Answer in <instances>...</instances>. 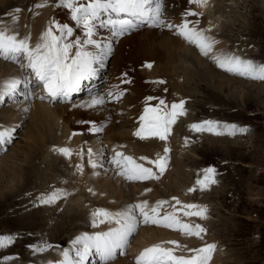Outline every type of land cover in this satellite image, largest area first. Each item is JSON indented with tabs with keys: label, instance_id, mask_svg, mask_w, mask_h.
<instances>
[{
	"label": "rangeland",
	"instance_id": "374dc122",
	"mask_svg": "<svg viewBox=\"0 0 264 264\" xmlns=\"http://www.w3.org/2000/svg\"><path fill=\"white\" fill-rule=\"evenodd\" d=\"M3 1L6 2V0ZM3 1L1 0L0 4ZM220 1L222 3L221 5H228V8L227 10H221L218 12L216 15L218 19H212L217 21L214 26L216 37H218L221 40L219 41L222 43L227 42V51L230 49L237 51L238 48H249L252 52V56L256 57L257 60L264 61V3L258 2L257 0H216L215 6H219L218 3ZM163 3L167 4L165 0H163ZM180 3H184L183 0H180ZM20 5H22V3H18V5L15 6V9L12 11L13 16L9 18V16L5 14L4 16H1V18L7 23L9 21L10 24L14 23V25H16L15 27L19 29L22 27V25L20 27V22H23V29L25 28V30H27L26 28L29 25L27 20L30 18L27 14L30 12L31 7ZM155 5L156 3H153V6ZM18 6L21 8L23 7L22 13H16L15 10L19 8ZM203 18L204 16L202 15V17L199 18V21L203 22L205 19ZM2 19H0V21H2ZM203 23H199L198 26L201 24L203 25ZM202 25L201 27L204 28V25ZM163 30H166V28ZM214 30L206 35L214 39ZM100 31L103 33L108 32L109 30L107 27L101 25ZM223 40L226 42H223ZM232 55L239 56L242 59L252 60L256 64H264L256 62L249 55H243L238 52H236V54L233 53ZM108 56L110 57L111 55L109 54ZM207 59L211 64L214 63L212 58L207 57ZM8 62L15 65V70L21 69L20 71L22 72L23 77L21 79L28 78L26 68H21L16 62ZM213 65H215L213 66L215 70L214 73L221 76L225 75L228 79L234 82L231 84L227 83L214 75L215 79L212 80L211 83L210 81L209 84L203 82V85H206H204L203 89L200 85V88H196L197 94H195V92H188L193 96L195 94V98L191 97L194 100L191 102L194 108H192L190 104V107L192 108L191 119H204L224 125L235 124L238 126H247L250 131L247 134L237 133L236 135H229V130H222L221 127H219L217 131L223 133L221 135H224V137H222L215 136V134L207 131L188 132L184 124H180L179 126H182L183 129H179V132H188L190 138V140L180 139L182 142L181 145H183L184 148L181 154L182 156H180L182 163L185 164V167L183 168L185 187L179 189V193H176V190L172 186H170L171 188L169 187V189L168 187L160 186L161 184L158 183L159 181H155L151 187H153L154 190L156 189L157 192L153 190L154 192L152 196L154 197V200H163V197H169L173 194V198H185L191 204L207 207L208 213L212 218V220L209 221L212 227L205 228L206 231L209 232H205L204 234L211 237L212 240L210 238V241L215 242L217 249L221 250L223 260H219V264H264V82L259 80H254L256 82L247 81L243 77L221 70L215 63ZM108 66L109 64L106 63L102 69L103 75H105L104 70L108 69ZM10 79L13 80L14 78L11 77ZM149 81L150 80H146V83H149ZM191 86L193 88L195 84H192ZM188 87L189 86L184 85V89L187 90ZM150 94L155 95L154 92ZM25 95L33 96L31 91L25 93ZM185 96L189 97V95ZM22 97L23 95L15 99L9 98L6 101L7 103L0 104V114L3 117L2 119H4L6 123L10 122L11 126L16 129L12 143L7 144L0 149V164L6 160L11 168L15 165L27 167L31 163H34L36 156L40 155V157L36 161L38 165L34 173V175H36L35 180L34 175L29 178L28 175L21 172V175H18L17 171L12 169L8 182L5 184L1 181L0 192H6L10 185H14L16 191L14 192V198H8L0 204V234H11L16 242L9 248L7 247V249H0V255L6 254L5 256L0 257V264H2L1 259L4 258L8 259H6L3 264H16L13 261L19 262L21 260L20 255H22L23 252L26 253L23 254V258H26V260L32 262L38 261V257H35L33 260V257L38 255V253L29 250L27 245L46 243L49 241L41 236L42 233H45L44 231H47L53 240H56L57 237L58 243H61L62 241L66 243L68 242L67 244L70 246L67 250L73 252L74 249L72 242L77 237H80L85 233L94 232L95 227L91 225V212H93L94 208H98L97 206H94V204L87 208L88 203L86 202L85 212L83 211L84 216L82 215L81 218L74 219L75 221L71 220L74 215L66 217L69 207L68 205L71 202V198L67 197L60 199L59 202L55 204L56 206L53 205L55 207L60 206L57 207L56 210L59 209V212L61 213H53L49 210L50 206H38L42 211L34 217H27L26 215L25 217H21L18 215L17 219L14 218L17 212H25L29 216L35 214V207L32 204L28 205L27 203L22 202L29 191H33L30 198L33 199V202H36L41 194L53 191H60V193H63L66 190V187L69 188L70 185L75 189L76 182L80 185L81 182H78L79 178L74 171H76L75 168L77 164L81 165L80 159L82 153H85L83 149L85 144L82 137L74 142V144H76L74 147L70 148L72 152L71 159L65 158L57 151V149H59L57 143V145H54V147H56L52 149L53 145L50 147V143L52 142L48 139V137H53L49 133L51 124L47 123L49 125L45 128H42L40 124L37 125L36 121H34L35 119H33V114L31 115L32 107L36 99H25ZM118 101L115 103H118ZM22 103L27 105V110L24 107L19 106ZM56 105L60 106L61 101L53 103V106ZM64 105H66V103H64ZM9 111H13L16 114H13V112L10 114ZM123 112L124 111L119 110L122 119H126L129 114L126 111L127 114L123 117ZM5 115H7V117ZM18 118L21 120H18ZM62 133L63 131L60 129L58 134L61 135ZM40 135L43 136L42 139H45L44 145L40 146L36 144L33 146L35 144L33 139ZM181 137H184L183 133L181 134ZM105 139H102L99 142L97 141L94 145V156H92V158L95 160L97 159L96 161L99 165L103 164V167H97L95 169L103 171L106 167V171L104 170L98 175L90 168L89 173L92 171L90 173V179H92L95 174L98 175V183L101 182V185L109 183L110 186H112V191L117 190L119 192L122 190L125 197L127 194H136V192L139 193L142 192L143 189L148 188L149 182L145 183V186L143 185L142 188L140 181L123 180L117 176L116 172H114V168L110 167V171L109 165L107 164L111 163L112 156L110 145H112L114 141H106ZM60 141H66L68 147L73 143L72 139H69V137L66 139L60 138ZM181 145L177 147L180 151ZM134 151V153L140 156V153L136 150ZM185 151L186 153L184 154ZM28 153L32 154L30 158L27 156ZM47 157H49V159ZM87 157L88 156H86V158ZM212 166H214L219 173L217 176L218 183L212 185L213 188H210V190L201 191L199 190L197 180L202 179L204 170ZM195 168L200 170V176L198 178H192L194 177L193 171ZM92 173L94 175H92ZM196 175L199 174L196 172ZM57 176L59 177L57 178L58 180L51 179L49 185H46L49 178H56ZM165 176L160 177L159 180H163ZM119 180H121L122 184L121 182L119 183ZM85 185L86 184H84V186ZM80 187L82 188L81 185ZM192 188H196L197 190L191 192L190 189ZM86 191L85 195L88 197L89 188ZM106 196L107 198L104 201V204L108 201L110 194L107 192ZM152 196L150 195L146 200H151ZM172 203L175 205L174 199H172ZM131 205L133 204L127 206L126 209ZM6 206L8 207L5 208ZM11 208H13L14 213L11 212ZM118 208L119 207H116L114 211H118ZM168 209H172V205L169 206ZM48 210L49 212L51 211L50 215L46 214ZM96 210L98 209H94V211ZM110 211L111 210H109V212ZM55 214H58V217H56ZM52 215L54 216L52 217ZM194 218L196 219V217ZM58 219L60 220L58 221ZM195 219L193 220L196 221ZM64 221L68 222H65L66 224H69L70 222L78 223L79 221V223H82L83 221H87L90 223V227L88 226V229H77L74 232L66 231V233L59 235L56 231L60 230V228L63 230L65 229L63 226ZM202 222L204 223L203 220ZM149 226L157 227V229L160 228L159 226ZM142 228L143 227L140 226V229L134 234V242L139 239V234H145L142 233ZM54 232L56 234H54ZM32 235H35L36 237H32ZM125 252L126 259L130 261L132 255L128 251ZM185 252L187 255V251ZM45 256L47 255H44L43 257ZM96 258H98V256H96ZM122 259L124 258L114 259L110 264H119V261ZM42 261H39L38 263L41 264ZM98 261L96 262L95 258L92 261V258H90L89 264H102Z\"/></svg>",
	"mask_w": 264,
	"mask_h": 264
},
{
	"label": "snow or ice",
	"instance_id": "6c2138e0",
	"mask_svg": "<svg viewBox=\"0 0 264 264\" xmlns=\"http://www.w3.org/2000/svg\"><path fill=\"white\" fill-rule=\"evenodd\" d=\"M194 6L205 7L207 0H188ZM153 0H60V6L71 10L72 19L75 24L84 29V39L79 38L74 32L73 26L60 23L55 20L50 22L47 30L40 38V42L32 45L30 37L23 38L16 32L9 34L7 27L0 29V58L6 61L16 62L21 68L28 70L26 79H13L7 81L3 89H0V104L7 98H15L23 95L25 99H33L31 95H25L32 89V77L37 84L43 88L46 96L40 98L49 99L53 102L61 101L73 102L75 93L81 91L82 85L86 81L93 80L97 76L98 69L104 67L106 56L112 52L109 45L106 49L95 39V23L98 21L102 26L109 27L116 36H124L136 29L139 24H146L156 28H166L176 30L179 35L185 38L190 44L196 46L205 57H211L218 68L239 77L259 80L264 82V64H256L252 60L242 59L236 55L216 56L214 45L216 41L206 35L205 30L197 28L198 19L202 17L201 12L188 8L183 14V21L180 25L169 23L163 14V2L158 0L155 7H152ZM44 5H37L43 7ZM16 13L21 9L17 8ZM106 17V19H102ZM195 18V19H190ZM211 29H208L210 31ZM88 46L98 49L97 52L86 50ZM151 69L152 62L142 65ZM134 71V70H133ZM130 72L121 74V85L127 86L133 83ZM154 83L164 84L166 81L159 80ZM127 94L126 89L110 91L107 100L116 102ZM149 106H145L143 114L139 117L141 127L136 132L140 139L150 137L166 141L171 131V126L177 122V118L186 115V101L173 102L170 106L164 99L153 96L146 98ZM156 100L158 106H151V102ZM106 99L102 95L92 97L88 103L78 105L84 109H93L103 106ZM82 124L87 126V131L99 133L101 127L96 126L97 121L82 120ZM220 127L213 121L194 123L192 129L196 132H210L215 135L223 134L217 131ZM229 135L247 134L250 129L247 126L235 124L225 125ZM15 128L0 131V149L7 144H11L14 139ZM65 158L71 159L72 152L69 148L63 147L57 150ZM165 156L156 160H147L153 167H146L144 163L137 162L132 156H125L117 151L111 158V164L117 168L118 175L127 181H149L158 179L159 175L166 170L168 163L167 153L169 148L164 149ZM88 163L95 169L103 167L92 159L93 153L88 149ZM146 160V158H141ZM77 171H83V165H77ZM217 169L212 166L203 172L202 179L197 180L199 190H210L212 185L218 183ZM197 189H190L195 192ZM91 191V189H89ZM150 191V189L148 190ZM67 193L61 195L60 191L41 194L34 206H50L66 198ZM175 200L172 211L162 210L165 205H170L169 201H159L154 206H150L147 201L136 203L128 207L123 212L112 213L103 208L92 213V225L98 227L101 224H114L115 227L107 231H99L95 234H84L77 237L73 242V252L64 250L62 258L57 261H49L48 264H89L90 257L98 256L102 264H110L118 251L124 254V250L130 243V238L137 233L141 225H153L180 231L188 237L203 239L206 232L199 224H191L181 221L176 212L182 211L185 217H206V208L197 204H181ZM179 206L177 209L176 206ZM11 234H0V249L10 247L15 243ZM171 247H165L164 243L155 244L145 248L136 258L135 264H210L213 254L217 248L215 243L206 244L203 247L187 248L172 240L165 242ZM29 250L41 253L50 248L30 244ZM180 250L187 251V255H178Z\"/></svg>",
	"mask_w": 264,
	"mask_h": 264
},
{
	"label": "bare ground",
	"instance_id": "6f19581e",
	"mask_svg": "<svg viewBox=\"0 0 264 264\" xmlns=\"http://www.w3.org/2000/svg\"><path fill=\"white\" fill-rule=\"evenodd\" d=\"M187 1L188 0H183L184 3H180V0H167V4L163 3V14L169 23L174 22L177 25H180L183 21V12H185L188 8H193L197 12H202L203 10H206L208 14L207 18L211 20L213 18L218 19L216 17L218 12L221 10H227L228 8V5L226 6L221 5L222 4L221 1L218 3L219 6L217 5L215 6L216 0H207V5L205 7L194 6V5L189 4ZM257 1L264 3V0H257ZM50 2H54V5L52 6L50 5L49 7L48 4ZM18 3H22V5L20 6L24 5L25 7H31V9L34 4L44 5V6L37 7L36 10H34L33 8V10H30L29 12L30 14L29 13L27 14L30 17L29 20H27V23L29 24L28 27L26 28L27 30H25V28L23 29V24H24L23 22H20V27L21 25L22 27L21 29H19V28H16L15 25H9L10 21L8 23H1L0 29L7 27L9 30V34L16 32L20 35L21 38L28 36L30 37L31 44L35 45L40 42L41 36L47 30L46 23L48 22L50 24V22L55 20L57 22L73 26L74 32L78 34L79 38L84 39V36H83L84 29L75 24V21L72 19V14H71L70 9L60 6V0H8V1L6 0V2L3 1L0 4V17L4 16L7 13H11V10H13L15 6L18 5ZM152 7H155V6L152 5ZM102 19H106V17L102 16ZM190 19H195V18H190ZM204 20H203L204 22L203 23L202 21H199L198 19V23L196 26L199 30H205V33L209 34L214 29L213 25L215 26L217 21L212 20L213 23H211V22H208L207 20L205 21ZM199 23H203L204 28L201 27L202 24L198 26ZM100 26H101L100 22L97 21L95 23V39H97V41L100 42L104 46L105 49L109 45H111L112 47V52L110 53L111 56L110 57L106 56L105 61H104V66L106 65V63L109 64L108 66L109 76H108L107 81L104 84L102 82L103 79L106 77V74L105 75L102 74V69L104 68L103 67L101 69H98L97 76L93 80L84 82V84L82 85L81 91L74 94L73 102H66L67 105H64V103H61L60 106L59 105L51 106V105H48V103L46 102H41L40 100H36L33 104L32 113H31V115L33 114L32 115L33 119H35L34 121H36L37 125L40 124L42 128H45L47 125H49L47 123L51 124V127L49 126L51 128L49 133L53 137L50 138L47 136L49 141L52 142L50 143V147L52 145L54 146L58 144V145H61V148L67 147L70 149L76 145L74 144L76 140L80 139L81 137L84 140L83 142L85 144V147L83 149L85 153H82V156L80 159L81 161L80 164L83 165V171L82 172L77 171V166L75 168L76 171H74V173H76V175L79 178L78 182H81L80 185L82 186V188L80 187L79 183L76 182L75 189L71 187L70 185V187L69 188L66 187V190L63 192V193L68 194L67 195L68 198H71V202L68 205L69 207H68V211L66 215V217L74 215L73 219L71 220H74L77 218L79 219L82 217V215L85 212L86 202L88 203L87 208L90 205L94 204V206L98 207V208L93 207L94 209L104 208L107 211L111 210L110 212L112 213L123 212L125 211L126 207L129 206L130 204H136V203H140L143 201H147L150 206H152V204H157L159 201H162V200L156 199L154 200V202H152L151 200L149 199L146 200V199L149 198L150 195H152L154 191H156V189L154 190V188L151 187L154 184V182L155 181L161 182L162 180L160 181L159 178L165 175L166 176L163 182H161L160 186H165L168 188L172 186L176 190V193H179V189L181 188L183 189L185 187V183H184L185 176L183 175V168L185 167V164H183L181 161L182 152L180 154L181 156L179 155L180 150L177 148L179 147L178 140L173 141V137L174 136L176 137L177 133H180L179 129H183V127L178 126V129L176 130L173 126H171V131L166 141H161L155 137H150L148 139H140L139 137H137L136 132L141 127V122L139 120V117L143 114L145 99L147 97L146 94H150L154 92L155 95H160L161 93L160 90L162 88L167 89V86H169L171 92L176 91L177 93L182 94L184 96L189 95V97L195 98V94H197L196 88H198L200 85V87L203 89L205 85V84L203 85V82H205L206 84H209V81L211 83L212 80L215 79V76L219 77L223 81L230 83V84L234 82L228 79V77L225 75L221 76L219 74L214 73L215 70L213 66L215 65H213V63L211 64L208 61L207 57H205L200 51H196L191 46V44L178 33L172 34L170 33V30L166 29V30L161 31L159 28L151 27V26H149L151 27L150 29L145 28L144 30V28H142L143 27L142 24H139L138 27L132 30L130 33L124 36H116L112 32L113 30L109 27L107 28L110 32L108 31V32L101 33ZM208 29H211V30L208 31ZM214 40L216 41L214 45V54L216 56H222V55L225 56L223 49H224L225 44H227V42L225 41L226 43L224 44L220 42L219 39L216 37L214 38ZM86 50L92 51L94 53L98 51V49L92 46H88ZM146 62H152L153 65H155V67L152 70L146 67H142V65L145 64ZM20 70L19 69L15 70L14 64H10V62L5 61L4 59L0 58V89H3L4 84L7 81H10L11 77H13L14 79L23 78L22 72ZM122 72H130L131 76L133 77V81H134L131 85H127V86L121 85L120 80H121ZM159 77H161L160 80H164L166 81V83L164 84L146 83V80H149L150 78H159ZM167 81L169 83H167ZM143 82L146 84H144ZM102 84L104 85V89L101 87ZM192 84L193 85L195 84L193 88L191 86ZM184 85L189 86L187 90L184 89ZM119 89H126L127 94L122 96L121 99H119L118 103L108 101L107 100L108 93L110 91H115ZM188 92H195V94L193 96L189 94ZM97 95H102L105 97L106 103L103 106L93 108V109H84V108L78 107V105L88 103L92 97H95ZM8 99L9 98L5 99L4 104ZM160 99H163V98H160ZM50 101L51 100H49V102ZM166 104L170 106L172 103L166 101ZM19 106L24 107L26 110L28 109L27 105H25L24 103L20 104ZM119 110L127 111L129 116L126 119H122V116L119 114ZM12 112L9 111L10 114ZM13 114H16V113L13 112ZM5 116L7 117V115ZM2 118L3 117L0 114V131H5L8 129L14 128L11 126L10 122L6 123L4 119ZM18 120H21V119L18 118ZM82 120L97 121L98 123L96 126L101 127L102 131L99 133H91L87 131V126L81 123ZM135 121L136 123H133ZM60 129H62L63 131L61 135L58 134V131ZM221 129L228 130L225 127H221ZM101 135H105L106 141L107 140L114 141L119 151H122V147H123L127 151L128 156H132L137 162L141 161L140 163H144L148 167L151 165L147 163V160H152V157L154 156L164 157L165 156L164 149L169 148L170 152L167 153V159H168V163L166 165L167 170H165L163 174L159 175L158 179L149 180V187L146 189H143L142 192H139V193L136 192V194L130 193V194H127V196L125 197L122 190H120L119 192L117 190L112 191L111 189L112 186H110L109 183L102 184V185H101V182L98 183V180H99L98 175L104 170L106 171V167L104 168L103 171L102 170L99 171L97 169L94 170L88 163V157L86 158V156H88L87 155L88 149L92 150V153L94 156V148H95L94 145L97 143V141L99 142L101 140V137H102ZM42 137L43 136L40 135L39 137L34 138L33 142L35 144L33 146H35L36 144L40 146L44 145L45 139H42ZM67 137H69V139H72L73 141V143L69 145V147L66 144V141H60V138L66 139ZM134 150L140 153L141 157L138 154L134 153L135 152ZM48 153H49V150H48ZM31 155H32L31 153H28L27 155L28 158H30ZM39 157L40 155L36 156L34 163H31V164L29 163L30 165H28L27 167H22V165L21 166L15 165L11 168L7 164L6 160L3 161L0 164V186L2 184L1 181H3L5 184L8 182L12 169L17 171L18 175H21L20 174L21 172L25 175H28L29 178L33 177L37 169V165H38L36 161L37 159H39ZM47 158L49 159V157ZM141 158H146V160H142ZM92 159L95 160L94 158ZM90 168L96 174H98V175L95 174V176H93L92 179H90V176H91L90 173L92 172L90 171L89 173ZM153 170L158 172V169L156 168H154ZM92 175L94 174L92 173ZM117 176L124 179L120 175H117ZM35 178H36V175H34V180ZM57 178L59 177L57 176L56 178L55 177L49 178L46 185L47 186L49 185V182L51 179L58 180ZM120 182L121 180H119V183ZM84 184L86 185L84 186ZM141 187L143 188L142 184H141ZM88 188L91 189V191H89V195L87 197L85 194ZM7 189L8 190L6 192L4 191L0 192V204H2L8 198L15 197L14 192L16 190L14 189V185H10ZM149 189L150 191H148ZM107 192L110 194V196L108 197L109 199L108 201H106V204H104V201L107 198L106 196ZM32 193L33 191H29L26 194L24 201L22 202H25L28 205L32 204L34 206L33 199L30 198ZM63 193H61V195H63ZM176 199H178L181 202V204H191L185 198L176 197ZM53 205H50L49 210H51L53 213L55 212L61 213L59 212V209L56 210V208L60 206L55 207L56 205L55 206ZM169 206L171 205H165L161 214H163L164 211H172L173 208L168 209ZM7 207L8 206H6L5 208ZM34 207H35L34 215L29 216L25 212H17L14 218L17 219L18 215L21 217H25V215L27 217H34L35 215H37L38 213L42 211L41 208H39L38 206H34ZM116 207H119L118 211H114ZM176 207L177 209H179L178 205ZM94 209H93V212H95ZM49 210L46 213L47 215H50L51 213V211L49 212ZM11 212L14 213L13 208H11ZM182 214H183L182 211L178 210L176 212V215L181 221L191 223L189 220H182V217H181ZM75 215H76V218H75ZM53 216L54 215H52V217ZM55 216L58 217V214H55ZM206 217L207 218L196 217V219L194 217H187V219L192 218V219H195L196 221H201V223H203L202 222L203 220L204 222L207 221L208 223L210 219L207 214H206ZM91 219H93L92 215H91ZM59 220L60 219H58V221ZM65 222L66 221H64V223ZM64 223H63V226L65 227V229L63 230L62 228H60V230L56 231L59 233V235L66 233V231L74 232L77 229L79 230L81 228L88 229L87 227L90 225V223L87 221L86 222L83 221L82 223H79V221L78 223H71V222L69 224H66L68 222H66L65 224ZM141 226L143 227L141 229L142 233H145V234L143 235L139 234V239H137L136 242L130 245L128 249L129 253L134 255V258L132 259L129 258L130 261L124 258L121 261H119L120 262L119 264H133L131 260H134V264H135L136 258L139 256V254L145 248L151 247L155 244L164 243L165 247H171V245H168L165 243L167 241H172V240L178 241L179 244L184 245L187 248L203 247L204 245L211 244L213 242V241L212 242L210 241L211 237H209L208 235L206 236L204 234H202L203 239H200L196 237H188V236L183 235L180 231L170 230L164 227H160L159 229H157V227H151L149 225H141ZM111 227H115V225L114 224H101L98 227H95L96 231L95 230L94 231L95 233L99 231H107ZM210 227H212L211 224H210ZM44 232L45 233H42L41 236L45 239H48L49 241L47 242L58 243L57 237H56V240H53L51 239L52 237L49 236L47 231H44ZM206 232H209V231H206ZM54 234L56 233L54 232ZM64 248L65 247H59L58 253H62L64 251ZM184 252L185 250H180L177 252V254L186 255V252L185 253ZM220 252L221 250L216 248L213 254V258L210 261V264H219V260L220 261L223 260V257L221 256L222 252L221 254ZM38 258L39 260L42 259L40 257ZM61 258L62 257H60L59 260ZM13 262H16V261H13Z\"/></svg>",
	"mask_w": 264,
	"mask_h": 264
}]
</instances>
